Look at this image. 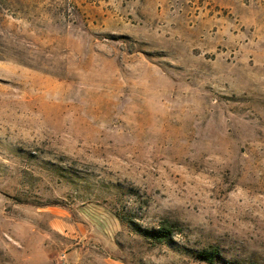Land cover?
Segmentation results:
<instances>
[{"label":"rangeland","instance_id":"rangeland-1","mask_svg":"<svg viewBox=\"0 0 264 264\" xmlns=\"http://www.w3.org/2000/svg\"><path fill=\"white\" fill-rule=\"evenodd\" d=\"M64 262L264 264V0H0V264Z\"/></svg>","mask_w":264,"mask_h":264},{"label":"trees","instance_id":"trees-1","mask_svg":"<svg viewBox=\"0 0 264 264\" xmlns=\"http://www.w3.org/2000/svg\"><path fill=\"white\" fill-rule=\"evenodd\" d=\"M173 228L169 224H164L158 229L145 230L144 234L146 237L156 240L157 242H170L173 236ZM219 255L218 250H213L212 252L201 253L198 255L204 262H214L215 258Z\"/></svg>","mask_w":264,"mask_h":264},{"label":"crops","instance_id":"crops-1","mask_svg":"<svg viewBox=\"0 0 264 264\" xmlns=\"http://www.w3.org/2000/svg\"><path fill=\"white\" fill-rule=\"evenodd\" d=\"M50 224L51 229L55 233L71 236L72 238L78 236L80 233H83L80 226H76L70 222L68 214H65L60 219L53 220Z\"/></svg>","mask_w":264,"mask_h":264},{"label":"built area","instance_id":"built-area-1","mask_svg":"<svg viewBox=\"0 0 264 264\" xmlns=\"http://www.w3.org/2000/svg\"><path fill=\"white\" fill-rule=\"evenodd\" d=\"M64 258H65V257H62V260H64ZM64 264H65V262H64Z\"/></svg>","mask_w":264,"mask_h":264}]
</instances>
